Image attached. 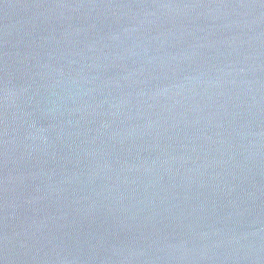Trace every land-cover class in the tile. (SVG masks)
Returning a JSON list of instances; mask_svg holds the SVG:
<instances>
[{
  "label": "water",
  "instance_id": "water-1",
  "mask_svg": "<svg viewBox=\"0 0 264 264\" xmlns=\"http://www.w3.org/2000/svg\"><path fill=\"white\" fill-rule=\"evenodd\" d=\"M0 264H264V0H0Z\"/></svg>",
  "mask_w": 264,
  "mask_h": 264
}]
</instances>
